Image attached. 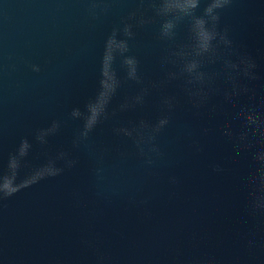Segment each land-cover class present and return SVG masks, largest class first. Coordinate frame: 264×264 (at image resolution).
<instances>
[{
	"label": "water",
	"instance_id": "water-1",
	"mask_svg": "<svg viewBox=\"0 0 264 264\" xmlns=\"http://www.w3.org/2000/svg\"><path fill=\"white\" fill-rule=\"evenodd\" d=\"M0 264H264V0H0Z\"/></svg>",
	"mask_w": 264,
	"mask_h": 264
}]
</instances>
